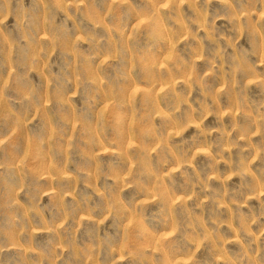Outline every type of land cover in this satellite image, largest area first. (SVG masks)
Instances as JSON below:
<instances>
[{"label": "rangeland", "instance_id": "rangeland-1", "mask_svg": "<svg viewBox=\"0 0 264 264\" xmlns=\"http://www.w3.org/2000/svg\"><path fill=\"white\" fill-rule=\"evenodd\" d=\"M0 264H264V0H0Z\"/></svg>", "mask_w": 264, "mask_h": 264}]
</instances>
